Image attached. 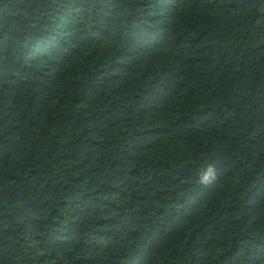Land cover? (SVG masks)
I'll use <instances>...</instances> for the list:
<instances>
[{
    "label": "trees",
    "instance_id": "1",
    "mask_svg": "<svg viewBox=\"0 0 264 264\" xmlns=\"http://www.w3.org/2000/svg\"><path fill=\"white\" fill-rule=\"evenodd\" d=\"M0 264H264V0H0Z\"/></svg>",
    "mask_w": 264,
    "mask_h": 264
},
{
    "label": "clouds",
    "instance_id": "2",
    "mask_svg": "<svg viewBox=\"0 0 264 264\" xmlns=\"http://www.w3.org/2000/svg\"><path fill=\"white\" fill-rule=\"evenodd\" d=\"M210 170H211V169H210ZM204 180H205V181L208 180V176H207V175L204 176Z\"/></svg>",
    "mask_w": 264,
    "mask_h": 264
}]
</instances>
